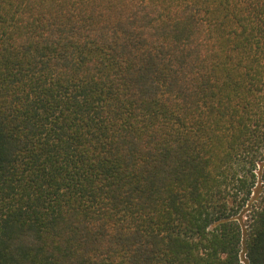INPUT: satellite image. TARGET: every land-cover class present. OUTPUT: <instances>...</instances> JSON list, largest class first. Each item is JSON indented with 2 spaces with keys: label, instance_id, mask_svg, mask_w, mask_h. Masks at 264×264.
I'll use <instances>...</instances> for the list:
<instances>
[{
  "label": "trees",
  "instance_id": "obj_1",
  "mask_svg": "<svg viewBox=\"0 0 264 264\" xmlns=\"http://www.w3.org/2000/svg\"><path fill=\"white\" fill-rule=\"evenodd\" d=\"M0 264H264V0H0Z\"/></svg>",
  "mask_w": 264,
  "mask_h": 264
},
{
  "label": "rangeland",
  "instance_id": "obj_2",
  "mask_svg": "<svg viewBox=\"0 0 264 264\" xmlns=\"http://www.w3.org/2000/svg\"><path fill=\"white\" fill-rule=\"evenodd\" d=\"M242 257H243V255H242Z\"/></svg>",
  "mask_w": 264,
  "mask_h": 264
}]
</instances>
